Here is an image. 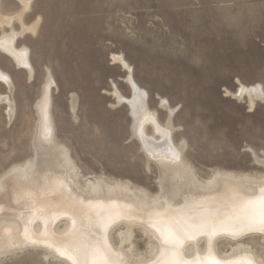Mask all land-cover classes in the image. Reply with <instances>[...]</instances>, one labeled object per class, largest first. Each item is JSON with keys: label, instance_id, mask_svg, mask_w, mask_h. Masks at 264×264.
<instances>
[{"label": "rangeland", "instance_id": "rangeland-1", "mask_svg": "<svg viewBox=\"0 0 264 264\" xmlns=\"http://www.w3.org/2000/svg\"><path fill=\"white\" fill-rule=\"evenodd\" d=\"M26 1L25 10L19 0H0L1 16L13 18L4 29L21 34L15 46L28 49L33 67L30 79L0 51V67L15 86L10 94L0 83V95L15 102L10 121L0 99V176L34 157L35 104L49 71L56 84L50 94L56 136L82 175L129 181L152 197L160 193V171L148 166L133 138L128 108H114L109 95L112 82L131 95L126 73L112 59L120 54L162 125L168 112L159 98L176 108L173 140L185 144L186 160L201 180L217 171L264 177L253 154L264 158V102L251 109L248 98L232 95L240 83L264 88V0ZM36 24L35 32L24 31ZM180 192L186 196V189ZM134 243L135 255H148L149 239L138 228ZM235 243L223 238L217 251L231 252ZM3 258L0 264H63L35 250Z\"/></svg>", "mask_w": 264, "mask_h": 264}, {"label": "bare ground", "instance_id": "bare-ground-1", "mask_svg": "<svg viewBox=\"0 0 264 264\" xmlns=\"http://www.w3.org/2000/svg\"><path fill=\"white\" fill-rule=\"evenodd\" d=\"M19 1L22 2L25 10L29 8L30 1ZM22 16L23 14H20L16 19L23 22ZM12 21V17H3L0 14L2 30L0 51L9 56L17 68L27 71L29 78L32 79L33 67L28 49L15 46L21 34L4 29L5 26L11 27ZM36 27L37 24L24 28V31L35 32ZM121 57L132 69L123 55L114 54L112 59L126 73L122 80L129 86L131 95L128 97L123 95L114 82H112L113 90L109 92V95L115 100L114 108L120 106L128 108L133 138L137 140L141 151L146 156L148 166L154 164L160 171V193L152 197L144 188L136 187L129 181H110L102 177L85 178L82 175L69 147L60 142L56 136L50 95L56 84L48 71L41 98L35 104L37 123L34 157L25 163L12 166L0 176V258L8 256L4 254V251L10 244L25 243L24 230L27 229L31 239L45 241L54 247L59 246L68 255L83 259L81 252L77 251V245L83 247L85 244L94 243V240L89 235V221L82 218L78 210L85 208L89 199L101 198L106 202L108 199H115L120 204L128 205L130 214L135 217L133 222L124 224L118 231L108 233V244L112 252L122 257V264H152L153 260L160 259L158 249L160 241L155 231L146 225L155 211L170 214L181 206L185 197L184 194L182 197L180 192L182 188L186 189L189 206L195 200L210 207H217L226 204L237 193L243 196L251 181L261 179L248 174L217 171L211 178L201 180L186 160L185 144H177L173 140V134L177 132L173 122L176 108L171 107L166 99L159 98L160 108L168 112V119L162 125L157 111L149 106V93L137 83L133 71L129 73L123 68L120 62ZM0 83L6 86L10 94L14 92L15 86L10 75L1 67ZM241 89L244 91L242 92ZM262 93L264 88L261 84L249 87L240 83L239 90L232 95L240 100L248 98L250 108L253 109L256 101L264 102ZM0 99L8 105L6 112L11 121L15 102L10 96L0 95ZM45 114L47 125L51 129V134L47 138L43 134ZM149 128L152 130L151 133L148 132ZM165 129L171 133V145L180 152L179 162L175 161L168 152L169 141L164 136ZM253 154L257 162L264 166V158L259 159L255 152ZM170 187L179 193L175 199L168 198L166 195ZM205 196L207 199H204ZM81 200L84 201L83 204L80 203ZM72 219L76 220L74 226L71 223ZM137 228L142 230L149 239V251L146 256L135 255L134 236ZM91 230L95 231V229ZM115 236L119 239L118 243L114 240ZM234 249L239 250L237 243L232 247L231 252L220 253L217 249L216 251L218 256H224L231 254ZM27 250L42 251L46 259L51 258L58 263L71 264V261L60 257L52 248L40 245L25 244L10 255ZM196 250L199 251V246Z\"/></svg>", "mask_w": 264, "mask_h": 264}, {"label": "snow or ice", "instance_id": "snow-or-ice-1", "mask_svg": "<svg viewBox=\"0 0 264 264\" xmlns=\"http://www.w3.org/2000/svg\"><path fill=\"white\" fill-rule=\"evenodd\" d=\"M120 62L129 73L132 71L122 57ZM43 134L45 138L51 134L46 114ZM164 136L169 141V154L179 162L181 155L171 145V133L168 129L164 130ZM166 195L175 199L179 193L170 187ZM188 199L183 197L184 202L174 213L155 211L150 217L146 227L153 229L160 241V259L153 260L152 264H264V178L251 181L243 196L237 193L223 206L210 207L195 200L189 206ZM80 203L83 204L84 201L81 200ZM78 212L89 221V235L94 240V243L83 247L77 245V251L81 252L83 259L68 255L59 246L31 239L27 229L24 230L25 243L10 244L4 254H13L25 244L40 245L52 248L60 257L71 261V264H122V257L113 253L108 244V233L116 232L124 224L135 220L128 205L120 204L115 199H108L106 202L95 198L89 199L87 206ZM71 223L74 226L76 220L72 219ZM223 238L236 242L239 250L234 249L231 254L218 256L216 249ZM252 239L258 244L249 243ZM197 246L199 251L196 250ZM185 256L191 258L185 259Z\"/></svg>", "mask_w": 264, "mask_h": 264}]
</instances>
